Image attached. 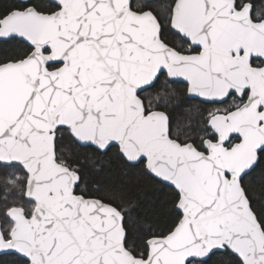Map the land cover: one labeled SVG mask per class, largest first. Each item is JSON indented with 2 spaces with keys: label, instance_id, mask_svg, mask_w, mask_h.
I'll return each mask as SVG.
<instances>
[{
  "label": "snow or ice",
  "instance_id": "1",
  "mask_svg": "<svg viewBox=\"0 0 264 264\" xmlns=\"http://www.w3.org/2000/svg\"><path fill=\"white\" fill-rule=\"evenodd\" d=\"M0 264H264V0H0Z\"/></svg>",
  "mask_w": 264,
  "mask_h": 264
}]
</instances>
